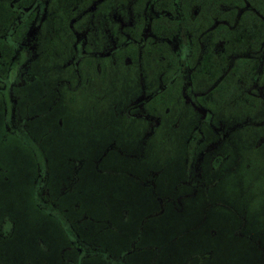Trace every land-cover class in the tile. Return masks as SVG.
Listing matches in <instances>:
<instances>
[{
	"label": "flooded vegetation",
	"instance_id": "af4514ba",
	"mask_svg": "<svg viewBox=\"0 0 264 264\" xmlns=\"http://www.w3.org/2000/svg\"><path fill=\"white\" fill-rule=\"evenodd\" d=\"M29 94L73 114L127 95L121 111L170 140L179 116L197 119L189 153L210 127L264 156V0H0L4 140L29 135Z\"/></svg>",
	"mask_w": 264,
	"mask_h": 264
},
{
	"label": "rangeland",
	"instance_id": "374dc122",
	"mask_svg": "<svg viewBox=\"0 0 264 264\" xmlns=\"http://www.w3.org/2000/svg\"><path fill=\"white\" fill-rule=\"evenodd\" d=\"M110 94V92L107 93V96ZM94 96L95 99L90 102L85 101V112L81 111L83 114H73L63 111L59 107L58 99L54 98L45 100L43 105H38V109L33 110V106L42 100H38V94L35 96L29 94L26 95L27 107L23 110L22 115H26L25 117L29 119L27 128L39 150L43 151L47 158H63L60 162L55 163L56 166H54V160H51L43 170L46 176L45 182L47 185L49 184L50 190L52 189V196L56 198L57 203H61L60 205H64L65 208L75 209L74 213L78 215L82 213L79 212L81 209L79 205L96 206L98 203L96 196L105 195V200L98 198L99 202H104L105 206L102 208V218L99 222L108 224L109 222L106 221L110 220L113 223L112 233L118 239L119 248L127 243V238L122 240L120 236L126 237L127 233H125L124 225L118 221L126 223L128 219L126 220L125 217L129 216L130 211L127 207H122L116 213L114 208L117 207L115 204L117 198L113 201V198L110 199L111 189L118 188L121 183L129 184L130 188L135 187L136 185L128 180L135 181L136 176L145 180L148 176L153 179L154 176L149 172V168L154 167L150 165L151 161L156 167H159L156 189L162 196L170 192V186L174 187L176 182L181 180V188L184 190L181 195L176 193L174 200L172 195L170 196L168 201L171 205L168 206L169 208L175 207L174 205L184 197H187L186 200H190V203L193 204L194 196L200 190L197 191V186L191 184V182H195L196 176L198 179L207 176V180L212 179V176H219L218 180L222 186L220 198L224 202L230 203L237 200L236 204L239 207L245 206L262 217L264 213V156L258 151L251 149L244 152V149L240 148L241 143L237 140L232 142L233 148L228 151L225 141L216 140L217 135L210 127H207L209 130L202 127L205 130V137L203 136L195 146L193 153H189L187 136L196 127L197 119L185 120L178 115V126L175 129L167 126V131L170 129L177 131L178 139L170 140L168 136H162L165 133L164 130L161 131L160 127L164 129V126H158L151 120L149 123L139 122V118L132 117L130 111H121V106L128 101L127 95L122 94L123 100L117 98L115 103L109 100L105 104L100 102L99 95ZM133 96L130 98L129 95V100ZM48 119L50 120L48 121ZM30 133L27 134L30 135ZM150 138L153 139L151 142ZM143 139L147 141L148 145L142 146ZM20 146L22 151L13 138L7 137L4 140L0 135V177H4L5 170L9 173V177L8 175L4 177L5 179L8 177L7 181L0 179V219L7 216L10 225L9 229L5 228L4 232L0 234V264H59L58 258L62 262L65 259L66 263L77 264L74 251L67 254V258L64 255V259L60 257L61 254L56 252L57 245L55 243L62 239L63 242H67V236L57 221L37 205L32 192H29L31 179L33 180L35 174L40 173L41 168L38 170L31 149L21 143ZM151 146L153 151L149 148ZM144 148H146L148 156L143 155L141 150ZM156 150L161 155L154 153ZM223 152H229L228 156L225 159L220 158L213 166L211 160L213 155L215 153L223 154ZM238 156H241L242 161H239ZM74 159L81 161L77 170L80 180L71 188H75L70 196L73 198L62 200L61 195L66 194V191L61 192L62 185L68 182L72 172L75 171ZM250 161L254 163L252 171L248 166H245ZM261 163L262 165L259 166ZM156 167L155 169H157ZM60 168L65 172L60 171ZM2 169L4 170L2 171ZM81 169L82 172L84 170L83 174H81ZM68 173L69 176L66 178L65 174ZM171 176L176 177L171 181ZM83 178L85 183L81 182ZM87 183L88 186H85ZM137 184L139 187H145L140 182ZM54 188L55 190H53ZM86 188H92V191H87L86 200L81 202L78 196ZM89 195H93V197ZM236 195H240L242 198L240 199ZM131 197L132 206H136V202H141L140 195L137 193L133 192ZM171 200L173 201L171 202ZM142 207L144 208H142L139 219H142L143 215L149 216L153 210L158 208V205L155 200V203ZM177 208L182 209V207ZM80 216H71L70 218L77 222L76 219ZM93 218V220H89L88 226L82 222L76 223V226L79 231L88 229L90 235L85 239L100 245L96 236L102 230L99 231L100 223H97L95 217ZM163 219L162 216L144 223L146 232L149 227H155L157 234L162 236L163 232L153 221L160 222ZM210 227V230L218 228L215 224ZM258 227L260 228L259 225ZM47 233L50 243L39 237ZM224 243V246H219V248L220 254L225 258L227 264L234 262L237 257L241 258V253L244 255L243 251L240 253V248L233 245L229 238L225 239ZM69 247L71 248L70 244L65 247V250ZM61 250L63 251V247L59 252ZM215 253L219 254L218 247ZM55 254H58V258ZM126 254L125 264H149L148 251L142 247ZM36 255L42 259L35 257ZM98 259L99 257L91 254L86 255L80 262L81 264H100ZM262 261H264L263 258Z\"/></svg>",
	"mask_w": 264,
	"mask_h": 264
},
{
	"label": "trees",
	"instance_id": "16d2710c",
	"mask_svg": "<svg viewBox=\"0 0 264 264\" xmlns=\"http://www.w3.org/2000/svg\"><path fill=\"white\" fill-rule=\"evenodd\" d=\"M152 140L153 139L150 138V142ZM20 141L21 142H17L19 149L21 150L20 143L27 148H30L38 170L41 168V171L39 170L40 173L35 174L33 180L31 179L29 192H32V196L37 205L57 221L67 236V242H63L62 239L60 242L58 241L55 243L57 245L56 252L61 254L60 257L62 259H64V255L65 258H67V254L74 251L77 258V264H81L80 260L86 255L91 254L95 257H99L98 260L100 264H125L126 253L142 247L148 251L149 264H227L224 260L225 258L220 254L219 246H224L225 239L229 238L233 245L240 248V253L242 251L244 253V255L241 253V258L237 257V259H234V262L231 264H264V261H262V258L264 259V213L262 217H260L256 212L248 210L245 206L239 207L236 204L237 200H233L230 203L224 202L220 198V196H222V186L218 180L219 176H212V179L209 180L206 179L207 176L203 177V179H198V176H196L195 182H191V184L197 186V191L200 190L197 195L194 196L193 204L190 203V200H186L187 197H184L181 198L180 202L172 208L168 207L171 205L168 200L171 197L174 200L176 193L181 195L182 190H184L181 188V180L179 179L174 187L170 186V192L167 195L162 196L156 189V178L159 176V167H156L152 161L150 162V165L154 167H150L149 172L150 175L154 176L153 179H150L148 176L145 180L136 176L135 181L128 180L132 184H135V187L130 188L129 184L125 185L121 183L118 188L114 187L111 189L112 193L110 194L112 195L110 196V199L113 198V201L117 198V201L115 202L117 207L114 208L116 213H118L122 207H127L130 211L129 216L125 217L126 220L128 219L126 223H122L120 220L118 221L120 224L124 225L126 228L125 233H127L126 237L119 235L122 240L127 238V243L123 244L120 249L117 243L118 239L116 235L112 233L113 223L109 219V221H106L109 222L108 224L99 222L102 218V208H105L104 202H99V200L104 199L105 195L96 196L98 201V203L96 201V206H85V204L79 205L82 209H79V212L82 213L78 214L81 216L76 219L77 222H74L70 217L78 216L74 213L75 209L68 207L65 208L64 205H60L61 203H57L56 198L52 196V189L50 190L49 184L47 185L45 182L46 176L43 173L45 166L49 165L51 160H54L53 163L54 166H56L55 163L57 161L60 162L63 158H47V156L44 155V152L39 150L37 143H34L29 135L22 137ZM157 144L159 146L158 142ZM144 145H148L145 139L142 141V146ZM149 148L152 151L154 150L152 146ZM141 151L144 156H148L146 154V148ZM154 153L161 155L157 150ZM74 160L75 171L72 172L68 182L62 185L61 192L66 191L65 195H61L62 200L73 198L70 196L75 188H71L80 180V175L77 170L81 161L79 159ZM219 160L220 159L216 158L215 164ZM155 167L157 169H155ZM3 170L4 169H2V171ZM59 170L64 171L61 168ZM5 172L4 177L6 175L9 177L7 170H5ZM83 173L84 170L82 172L81 169V174ZM65 176L67 178L69 173L65 174ZM4 177L1 176L0 179L2 181H7L8 177L6 179ZM174 177H170L171 181ZM136 181L142 183L145 187L137 186L138 182ZM81 182L85 183L84 178ZM85 186H88V183L85 184ZM105 186H107V184H105ZM53 190H55V188ZM87 191H92V188L83 189L78 196L81 202L84 199L86 200L88 195L86 193ZM133 192L140 195L141 199V202H136V206H132L133 203H131V194ZM89 196L93 197V195ZM236 196L240 199L242 198L240 195ZM155 200L158 208L153 210L149 216L143 215V218L139 219L138 217L141 214L142 208H144L142 206L153 204V202L155 203ZM173 200H171V202ZM186 201L187 204L185 203ZM177 207H182V209ZM92 216L95 217L97 223H100L99 231L102 230V232L96 236L100 245L89 239H85L90 235L88 229H86L87 231H79L76 226V223L81 222L86 223V226H88V224H90L89 220L94 219ZM162 216L164 217L162 221L157 222L155 220L153 222L161 229L163 235L159 236L155 227H149V230L146 232L144 223H147L150 219ZM214 224L218 228H212V230H210V226H213ZM9 227L8 218L7 216H4L0 219V234L4 232L5 228L9 229ZM102 233L104 234L102 235ZM39 237L50 243L48 233ZM69 244L71 248L69 247V249L66 248L65 250V247ZM62 247L63 251L61 250V252H59ZM217 247L219 254L215 253ZM246 253L248 254L246 255ZM55 256L57 257L58 254H55ZM35 257L41 258L39 255H36ZM258 257H260V260H258ZM58 262L59 264H65L66 260L64 259L62 262L61 259L58 258Z\"/></svg>",
	"mask_w": 264,
	"mask_h": 264
}]
</instances>
